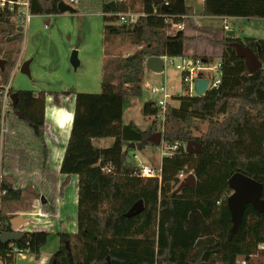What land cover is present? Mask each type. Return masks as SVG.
Segmentation results:
<instances>
[{"label": "trees", "instance_id": "1", "mask_svg": "<svg viewBox=\"0 0 264 264\" xmlns=\"http://www.w3.org/2000/svg\"><path fill=\"white\" fill-rule=\"evenodd\" d=\"M60 1L31 0V12L60 13ZM102 1L106 15L110 14L103 18V42L106 44L115 37L137 44L139 48L131 54L109 60L114 67L112 71L104 72L99 93L68 89L36 94L32 90L10 88V91L17 92L18 108L24 117L14 112L9 118L6 137L12 146L5 150L8 155L4 165L14 170L20 161L28 162L30 156L22 150L28 143L40 148L37 153L35 151L34 158L45 163L48 156L46 98L52 96L54 104L59 106L61 95L74 97L72 127L59 172L43 169L42 179H38L40 184L43 180L49 182V195L55 200L58 176H66L62 185L67 184L72 175L78 176L77 232L58 233L60 247L52 255L50 264H218L221 248L244 236L248 217L255 215L264 220V212L247 204L239 230L230 233V227L223 241L212 235L200 237V228H186L185 221L193 210H199L203 216L212 215L216 200H221V217L217 221L228 227L231 214L227 197L232 192L228 178L237 171L263 184L264 199V38L224 34L214 41L223 48L221 84L203 95L176 96L178 107L168 104L163 137L167 143L179 142L180 146L172 155L162 158L161 179L142 177L136 174L138 166L131 160L128 149L152 144L146 138L150 132L157 131V121L154 118L149 129H142L133 121L124 123V111L130 98L143 96L147 57H184L185 42L194 37L182 30L169 33V29L171 21L178 22L182 16L193 15L194 8L186 0H163L162 4L142 0L139 11L142 15L138 20L132 25L120 23L117 26L113 24L117 17L106 7L107 0ZM129 3L133 6L134 0L118 5V10H128ZM201 15L232 21L237 18L264 21V0H204ZM10 18V12L0 8V22L7 23ZM22 38L20 32L10 40ZM233 42L250 46L262 61V67L249 73L244 59L231 45ZM8 62L15 66V61ZM108 67L109 64L104 65L105 70ZM0 72L1 84L8 85L10 73L1 66ZM64 109L73 112V103L72 107ZM157 110L153 101L148 100L143 105L146 115L155 116ZM197 119L208 121L207 129L199 136L194 134ZM13 130L15 133L11 134ZM99 138H113V142L108 147H99L94 143ZM189 140L201 143L199 154L185 150ZM205 161L223 162L227 172V179L215 200L197 197L202 187ZM109 167L110 171L107 170ZM182 170L196 176V187L186 186L174 193L182 181L179 178ZM13 181L8 177L4 179L8 194L2 199L3 210L9 203L20 201L29 189L34 197L42 196L35 191L33 183L30 188L28 184L15 188ZM225 189L228 192L221 198ZM138 200L144 202L143 211L126 216ZM8 213L14 216L10 211ZM49 235L47 229L25 231L23 239L0 243V249L6 256L15 246L18 253L30 252L39 257ZM72 238L82 246L83 255L79 262L69 245ZM194 246L201 248L195 258L188 259L179 251V248ZM8 259L13 263V259ZM237 264H264V243L256 255L246 254Z\"/></svg>", "mask_w": 264, "mask_h": 264}, {"label": "rangeland", "instance_id": "2", "mask_svg": "<svg viewBox=\"0 0 264 264\" xmlns=\"http://www.w3.org/2000/svg\"><path fill=\"white\" fill-rule=\"evenodd\" d=\"M64 1L73 6L76 11L33 14L21 40H10V38L20 33L15 18L11 17L7 23L0 22V59L4 60V69H7L10 73V84L5 86L1 84L2 74L0 72V88L3 87L4 90H9L13 87L16 90H32L36 94L40 91H66L68 89H74L78 92L99 93L102 91L104 72L112 71L114 67V65L108 63L109 60L114 57L126 56L139 48L137 44L115 37L109 39L106 44L103 42L105 26L103 18L110 14L106 15L102 0H76V3L71 2V0ZM141 1L134 0L133 6H130L129 3L128 10L140 13ZM195 7L197 8L198 6L195 5ZM225 22L228 24L231 21L226 20ZM212 23V25H200L201 27L199 28L193 26V31L190 32L195 34L194 38H196V35L200 37L206 34H211L210 37L213 36L214 38H220L224 34H233L235 37L241 38L245 36L264 38L263 20H233L229 31L223 28L224 21L222 19H213ZM113 24L121 25L118 20L113 22ZM185 27L187 28L186 20ZM203 32L206 33L204 34ZM18 57L20 66L14 68L8 61H16ZM212 60L217 62L218 59L214 60L212 58ZM180 62L181 58L175 57V63ZM105 64H109L106 70L104 69ZM23 68L26 70L23 71ZM181 76V71L171 64H167L164 71L160 73L147 69L143 82V96L129 99L123 115L124 123L133 121L140 128L149 129L153 123L154 116L144 114L143 105L148 100H157L158 96L150 93L147 84L159 86L165 82L169 87L170 93L180 94L185 90ZM60 100L66 107H70V104H72L71 96L61 95ZM168 104L178 107L179 100L176 96H173L168 100ZM53 105L56 104H54L52 96H48L45 101L46 114L48 111L51 113L55 109ZM11 116H13V113ZM51 116L63 126L66 135L69 132L72 115H62L61 111L59 115L51 113ZM196 124L198 127L194 134L199 136L201 132L207 129L208 121L197 119ZM96 140L97 142L103 141L105 143L103 145L107 146L113 142V138ZM37 148V145L35 149L29 143L24 145L22 150L24 154H29L30 159L26 163L20 161L18 166H25L26 170L33 173L35 165L33 159L36 157L35 150ZM128 154L129 156L131 154V160L137 166L146 165L156 169L161 167L162 154L158 145L146 144L143 148L134 146L133 150L131 148L128 149ZM222 163L205 161V172L199 195L206 196L208 194L210 196L215 192L218 194L227 179V172ZM39 174L33 176L32 182L42 179L41 176L38 177ZM32 182L28 183V186ZM31 190L29 189L25 192L27 195L25 194L21 201L9 203L4 211L13 212V210L28 206L31 195H33ZM227 192L228 190L225 189L221 198H224ZM47 196L49 195L47 194ZM219 201L221 202V200ZM218 212L221 214L220 211ZM220 217H217V219H220ZM217 219H212L210 225L205 227V233L208 235L216 233L218 237H214L223 241L228 229L232 226V218L230 215L231 221L228 227L218 224ZM219 225H221L220 228ZM216 228H219V230ZM263 243L264 220H260L255 215H250L247 219L244 236L241 240L221 248L218 255V264H237L243 260V256L246 254L256 255L260 245L262 246ZM69 245L75 260L79 262L83 255L81 244L75 238H72ZM53 246L52 243H49L46 250Z\"/></svg>", "mask_w": 264, "mask_h": 264}, {"label": "crops", "instance_id": "3", "mask_svg": "<svg viewBox=\"0 0 264 264\" xmlns=\"http://www.w3.org/2000/svg\"><path fill=\"white\" fill-rule=\"evenodd\" d=\"M186 1L188 5L194 8V14L186 18V22H187V28L185 29L186 35L194 37L195 34H191L190 32L193 31L192 29L194 28L193 26H195V28L196 27L199 28L201 27L200 25H204V24L212 25L213 19H220V18H212L201 15L204 0H186ZM195 5H197L198 7L196 8ZM193 19L194 21H192ZM236 20H244V19L237 18ZM203 33L205 34L206 32ZM206 35L200 37H197L196 35V38L186 41L184 45V56L192 57V58L209 57L210 59L214 58V60L219 59L221 57L223 48L220 44L215 43L214 41L221 39L222 36L220 38H214L213 36L210 37L211 34H206ZM17 66L18 67L20 66L19 57L15 61L14 68ZM9 84H10V80H9ZM71 99L73 103V112L66 111L64 109L66 108V105L62 103V101L60 100L61 105L59 106L53 105L55 109H53L51 113L52 114L56 113V115H59L62 111V115L63 114L72 115L71 120H73L75 102H74V97H71ZM70 107H72V104H70ZM51 113H49L48 111L46 114L45 112V118H46L45 141L48 147V156L45 163L42 161V159H40L41 161L39 160L40 162L37 163V165L40 167L41 172L43 171V169L59 172L72 127V123L70 122L71 126L69 125L70 126L69 132L65 135L63 126H61L53 118V116H51ZM94 143L99 147H108L107 145H103L105 144L103 141L97 142V140L95 139ZM34 147L36 148V145ZM133 148L134 147H131L132 150ZM35 151L37 153L38 148ZM40 176L41 174L38 177ZM65 177H66L65 175H61V174L58 176L55 200L52 199L49 195L50 186L48 181L45 182V180H43L42 184H40L39 181L33 182V187L35 188V191L40 192L42 196L34 197L33 195H31L32 197L29 200L28 206H23L22 208H18L17 210H13V212H10L11 214H14V216L21 215L23 218L26 219V221L23 224V228L26 231L38 230L32 226L33 225L32 218H34V219H42L43 221L49 222L47 223L48 225L43 229H47L50 232L47 242L41 247V252L39 257H35V255L30 252H19L15 255L12 264H50L52 255L56 253L60 247V237L58 233L67 232L70 234H75L77 232L78 176L72 175L70 177L69 182L65 185H62ZM25 192L23 193L22 199L24 198L25 194L27 195V193ZM47 194L49 196H47ZM199 194L200 192L197 193L198 198H212L214 200L216 199L217 196V192H215L210 196H208V194H206V196ZM220 205L218 206L214 205L215 212L212 215H208V216H203L199 210H193L190 213L188 219L185 221V227L200 228L201 230L200 237H205L209 235L218 237L216 233L209 235L205 233V227L210 225L212 219L215 220L217 219V217L221 216V214L218 212ZM43 213H46V215H44ZM220 227L221 225H219V228ZM219 228L216 229L219 230ZM49 243H52V245L54 246L52 248H49V250L48 249L46 250V247L49 245ZM179 251L184 252L186 258L192 259L199 255L201 248L195 246L189 248H179Z\"/></svg>", "mask_w": 264, "mask_h": 264}, {"label": "built area", "instance_id": "4", "mask_svg": "<svg viewBox=\"0 0 264 264\" xmlns=\"http://www.w3.org/2000/svg\"><path fill=\"white\" fill-rule=\"evenodd\" d=\"M117 3V6L120 4H123L127 2V0H115ZM71 2L76 3V0H71ZM167 5L168 2H165ZM0 8L7 10L10 12L11 17L16 19L17 27L20 32H24L27 30L29 23L31 21V18L33 16V13L31 12V0H0ZM111 15H115L117 17V20L121 24H127L132 25L134 24L140 15H142V12L137 13L135 11L130 10H118L115 12L111 11ZM187 16H182L180 21L173 22L171 21V28L169 29L170 32H176L179 30L185 31V20ZM224 20L223 28L226 31L231 30V22H228V24ZM164 61V68L167 64L175 65L178 70L181 71V81L182 84L185 87V90L180 94H172L170 93L168 85L164 82L160 84L159 86H154L151 84H147V88L150 91L152 95L158 96L157 100H154V106L158 109L156 115L154 118L157 121V131L162 132V141L158 145L162 154V158L164 156H170L172 155L180 146L179 142H175L174 144L167 143L164 140L163 132L165 128V121H166V112H167V106H168V100L172 98L173 96H181V95H187V96H193L198 95L195 89L196 81L198 79H207L208 80V86L206 89V92L212 88H216L221 84L222 80V69H221V60H217V62H214L213 60H207L203 59L201 57L192 58V57H181L180 63H175V57L168 56V55H162L160 56ZM205 92V93H206ZM12 104L11 99V92L9 90H4L3 87H1L0 90V116H1V124H0V238L4 231H22L25 232L26 230L23 228L22 223L20 226L12 229V223L11 219L12 217L8 215V212H5L2 208V199L6 194H8V189L4 186V179L8 177V179L12 180L14 183L15 188H20L23 186H26L28 183L33 181V176L35 174L40 173V167L37 165L39 163V160H34V167H33V173L26 170L25 166H16V168L13 170L9 168L8 166L5 167L4 163L6 162V149L9 148L11 145V142L7 141V135H6V129H7V123L9 119V109ZM15 130L11 131V134H14ZM108 171L111 170V168H107ZM39 174V175H40ZM138 176L142 177H153V178H159L162 177L161 167L159 168H150L146 165L138 166V170L136 172ZM188 174L182 170L179 173V178L184 179ZM33 183V182H32ZM41 204V203H40ZM215 205H220V201L216 200ZM46 215V213H43ZM33 219V227L35 229H43L45 228L49 223L47 221H43L42 219ZM1 243V242H0ZM12 243V242H10ZM260 247H263L260 245ZM18 248L15 246H12V250L6 254V256L2 253L0 249V264H12V261L8 259H14L15 255L18 253Z\"/></svg>", "mask_w": 264, "mask_h": 264}, {"label": "water", "instance_id": "5", "mask_svg": "<svg viewBox=\"0 0 264 264\" xmlns=\"http://www.w3.org/2000/svg\"><path fill=\"white\" fill-rule=\"evenodd\" d=\"M163 0H155V3L162 4ZM106 7L112 11H117V3L115 0H107ZM58 9L60 12H75L76 9L61 0L58 3ZM235 47L236 53L240 58H243L245 61V65L249 71V73H255L259 70L263 63L257 57L255 51L250 46H245L240 42H233L231 44ZM4 60L0 59V66L3 69ZM146 69L160 73L164 71V61L160 56H149L145 61ZM26 70L23 68V71ZM208 86L207 79H198L196 81L195 89L198 95H203L206 92ZM11 99L13 106H17L18 95L17 92H13L11 94ZM18 114L22 117L21 111H18ZM147 141L151 142L154 145H159L162 141V132L155 131L150 132L147 135ZM185 150L187 152H191L194 154H199L201 152V143L196 140H189L186 143ZM197 180L196 176L193 173H189L177 186L174 190V193L180 192L184 187L191 186L193 188L196 187ZM228 184L231 188L232 192L227 197V206L229 208L231 218H232V226L230 228V233H236L241 225L244 210L247 204H251L258 212H264V199L262 198V189L263 184L250 176L245 175L244 173L237 171L232 174L228 178ZM144 209L143 200L136 201L132 207L127 211L126 216L131 217L139 214ZM26 221L21 215H15L11 219L12 229L20 226L22 223ZM24 238V232L22 231H4L1 235L0 242L1 243H10L19 241Z\"/></svg>", "mask_w": 264, "mask_h": 264}, {"label": "flooded vegetation", "instance_id": "6", "mask_svg": "<svg viewBox=\"0 0 264 264\" xmlns=\"http://www.w3.org/2000/svg\"><path fill=\"white\" fill-rule=\"evenodd\" d=\"M4 69V68H3ZM11 92V94L13 93V92H15V90H12V91H10ZM18 102H19V98H18ZM18 102H17V106L16 107H14L13 106V103L11 104V106H10V109H9V113H8V117L9 118H11L10 116H11V114L12 113H14V112H16L17 113V115L19 116V117H21L19 114H18V111H20V109L18 108ZM11 110V111H10ZM24 117V115L22 114V117L21 118H23ZM8 121H9V119H8ZM46 127V126H45ZM31 146H32V144H31ZM34 147V146H33ZM5 149H7V148H5Z\"/></svg>", "mask_w": 264, "mask_h": 264}]
</instances>
